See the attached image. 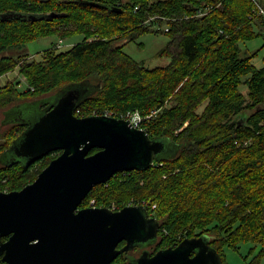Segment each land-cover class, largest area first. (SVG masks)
<instances>
[{
  "label": "trees",
  "instance_id": "trees-1",
  "mask_svg": "<svg viewBox=\"0 0 264 264\" xmlns=\"http://www.w3.org/2000/svg\"><path fill=\"white\" fill-rule=\"evenodd\" d=\"M258 1L264 7V0ZM50 12L58 16H45ZM146 32L170 35L159 52L171 58L168 63L150 67L124 51ZM77 33L83 34L80 41L66 48L53 43L41 59L20 61L6 54L24 50L33 39ZM261 34L264 15L254 0H0V77L19 64L27 83L23 90L19 81L0 87V107L15 108L87 82L94 90L75 108L78 116L159 109L143 127L152 138L178 143V152L156 158L147 169L116 172L95 185L80 207L92 199L108 207L112 200L119 207L131 199L147 200L150 213L161 220L154 251L206 234L224 264V248L238 249L243 242L261 246L248 263L261 264L264 65L242 55L240 47ZM8 124L0 154L29 126ZM58 154L48 153L28 166L15 158L0 163V191L32 182ZM131 251L112 264L123 255L131 264ZM0 264H6L1 256Z\"/></svg>",
  "mask_w": 264,
  "mask_h": 264
},
{
  "label": "water",
  "instance_id": "water-1",
  "mask_svg": "<svg viewBox=\"0 0 264 264\" xmlns=\"http://www.w3.org/2000/svg\"><path fill=\"white\" fill-rule=\"evenodd\" d=\"M64 89L9 147L11 158L27 166L48 153L59 154L21 189L0 191V239L7 237L0 241V256L6 264H112L120 254L158 239L160 220L146 205L114 210L80 204L95 185L116 172L152 166L171 140L152 138L125 118L78 116L75 108L94 85L83 82ZM93 148L97 150L90 153ZM131 264L224 261L209 236L201 234L154 253L145 248Z\"/></svg>",
  "mask_w": 264,
  "mask_h": 264
},
{
  "label": "rangeland",
  "instance_id": "rangeland-1",
  "mask_svg": "<svg viewBox=\"0 0 264 264\" xmlns=\"http://www.w3.org/2000/svg\"><path fill=\"white\" fill-rule=\"evenodd\" d=\"M163 27H166V25L163 24ZM82 38L83 34L79 33L72 34L64 38H60L59 35L53 34L30 40L24 50H6V54L14 56L15 59L20 58V61L27 57L28 59L33 57L41 59L42 51L50 47L53 43H55V46L57 47L66 48L73 43L80 41ZM60 39L62 40L61 42ZM169 40L170 35L166 32H146L135 41L127 43L124 46V51L131 55L134 59L144 61L147 66L152 67L156 65H163L168 63L171 58L166 55H160L159 52L168 44ZM240 47L242 55H253L252 61L257 66L264 65V34L257 35L252 39L241 41ZM15 81L20 82L18 85L20 90L26 88V78L24 74L19 71V64L13 70L6 72L0 77V87ZM240 89L244 93L247 92V86L245 84L240 85ZM64 90L65 89L52 95H44L32 101L20 103L15 108H11V106L0 107V143H3L6 139L3 136V133L8 129L10 125L8 123L14 121L28 122L29 124L33 123L39 115H41L57 101L59 95ZM202 108L203 106L200 107V110ZM178 149L179 144L174 141H170L166 151L161 156L172 157L178 152ZM11 157L12 155L10 150L6 149L0 154V163L10 161ZM133 200L134 199L128 201L126 205L136 204L137 201ZM141 201H144L146 206L150 204L147 200ZM110 204L112 205L110 208L114 210L121 208L119 207V203L115 200L110 201ZM147 249L149 251H154L153 247ZM260 251L261 246L259 244L255 245L250 242L241 243L238 249L226 246L224 248L225 260L228 264H248L255 258L256 255L260 254ZM141 253L142 249L136 248L130 252V255L138 257ZM116 263L129 264V261L127 256L123 255L120 259L118 258ZM260 263L264 264V255L261 256Z\"/></svg>",
  "mask_w": 264,
  "mask_h": 264
},
{
  "label": "built area",
  "instance_id": "built-area-1",
  "mask_svg": "<svg viewBox=\"0 0 264 264\" xmlns=\"http://www.w3.org/2000/svg\"><path fill=\"white\" fill-rule=\"evenodd\" d=\"M255 3V9L258 13L263 14L264 15V7L262 6V4L258 1V0H254ZM62 40L60 39V42ZM159 109H153L152 111L148 112V113H142L139 109H130L121 113H116L114 111L111 110H105L103 114L105 115H109V116H116L119 118H125L128 119L134 126L139 127V128H144L143 127V122L149 118H151L154 114H156L158 112ZM98 114V113H95ZM136 204H143L145 205L144 201H141L140 203H136ZM89 206H96L95 205V201L94 199H92L90 201V205Z\"/></svg>",
  "mask_w": 264,
  "mask_h": 264
},
{
  "label": "flooded vegetation",
  "instance_id": "flooded-vegetation-1",
  "mask_svg": "<svg viewBox=\"0 0 264 264\" xmlns=\"http://www.w3.org/2000/svg\"><path fill=\"white\" fill-rule=\"evenodd\" d=\"M125 243V241H122V242H120V244H119V246H122L123 244ZM151 247H153V250H154V245L152 244V245H149V246H143V247H139V246H135V248H138V249H142V251L146 248H151ZM134 248V249H135ZM133 250V249H132ZM150 252H152V253H154L155 251H150ZM134 257H136V256H134Z\"/></svg>",
  "mask_w": 264,
  "mask_h": 264
}]
</instances>
